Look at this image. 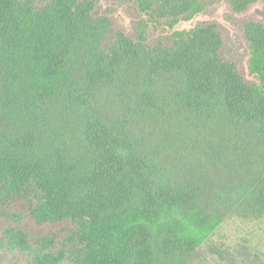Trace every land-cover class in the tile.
<instances>
[{
    "label": "trees",
    "instance_id": "obj_1",
    "mask_svg": "<svg viewBox=\"0 0 264 264\" xmlns=\"http://www.w3.org/2000/svg\"><path fill=\"white\" fill-rule=\"evenodd\" d=\"M221 1L264 5L0 0V264H187L264 217V22L232 45Z\"/></svg>",
    "mask_w": 264,
    "mask_h": 264
},
{
    "label": "rangeland",
    "instance_id": "obj_2",
    "mask_svg": "<svg viewBox=\"0 0 264 264\" xmlns=\"http://www.w3.org/2000/svg\"><path fill=\"white\" fill-rule=\"evenodd\" d=\"M106 6L103 3V8ZM216 15L231 30L228 38L233 45L239 36V29L233 26L239 21L252 18L264 22V5L254 6L244 17L234 21L223 20L227 11L224 1L214 5ZM121 26L127 31H133L134 18L124 7L116 13ZM205 15L198 16L192 22L183 23L179 28H191L198 21L207 20ZM244 54V50L241 51ZM246 62V56H243ZM31 232L37 230L29 227ZM187 264H264V217L233 216L225 221L210 239L199 248L194 257Z\"/></svg>",
    "mask_w": 264,
    "mask_h": 264
}]
</instances>
